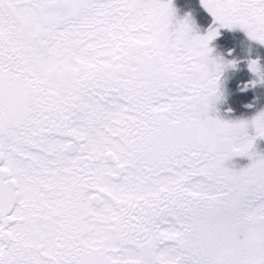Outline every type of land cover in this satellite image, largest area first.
Segmentation results:
<instances>
[{"label":"snow or ice","instance_id":"1","mask_svg":"<svg viewBox=\"0 0 264 264\" xmlns=\"http://www.w3.org/2000/svg\"><path fill=\"white\" fill-rule=\"evenodd\" d=\"M199 2L0 0V264H264V0Z\"/></svg>","mask_w":264,"mask_h":264},{"label":"trees","instance_id":"2","mask_svg":"<svg viewBox=\"0 0 264 264\" xmlns=\"http://www.w3.org/2000/svg\"><path fill=\"white\" fill-rule=\"evenodd\" d=\"M181 15L186 12H192L198 23L206 28L211 22L210 14L201 6L199 0H174ZM223 36L218 39L217 46L221 51L225 50V46L236 43L240 45L237 51L241 55H246V51H242L245 40L244 34L237 31L222 30ZM260 54L264 55V48L259 49ZM255 55V52H253ZM251 79L246 65L241 62L238 69H229L224 74L223 88L225 93L224 102L217 105L219 113L224 119L250 118L255 112L264 108V86L257 85L255 87H245V83ZM229 109H231L229 111ZM216 114V113H214ZM258 151L264 152V138H259L256 143ZM246 159V160H245ZM238 167L247 166L250 160L245 156L242 159L237 158Z\"/></svg>","mask_w":264,"mask_h":264},{"label":"rangeland","instance_id":"3","mask_svg":"<svg viewBox=\"0 0 264 264\" xmlns=\"http://www.w3.org/2000/svg\"><path fill=\"white\" fill-rule=\"evenodd\" d=\"M242 157H245V156H235V157H233L232 160L229 162V165L232 166V167H235V168L239 169L240 167H238V164H237V161L238 160H235V159H237V158L242 159ZM242 167H244V166H242Z\"/></svg>","mask_w":264,"mask_h":264}]
</instances>
